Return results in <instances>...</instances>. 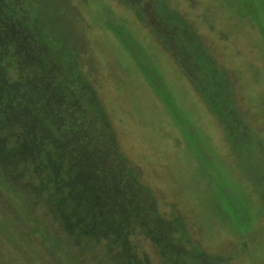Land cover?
I'll return each mask as SVG.
<instances>
[{
  "label": "rangeland",
  "instance_id": "obj_1",
  "mask_svg": "<svg viewBox=\"0 0 264 264\" xmlns=\"http://www.w3.org/2000/svg\"><path fill=\"white\" fill-rule=\"evenodd\" d=\"M0 264H264V0H0Z\"/></svg>",
  "mask_w": 264,
  "mask_h": 264
},
{
  "label": "trees",
  "instance_id": "obj_2",
  "mask_svg": "<svg viewBox=\"0 0 264 264\" xmlns=\"http://www.w3.org/2000/svg\"><path fill=\"white\" fill-rule=\"evenodd\" d=\"M25 132H26V134L24 135L25 136V139H27V138H29L30 136H29V134L27 133V130H25ZM59 183V182H58ZM113 192H115V191H113Z\"/></svg>",
  "mask_w": 264,
  "mask_h": 264
}]
</instances>
